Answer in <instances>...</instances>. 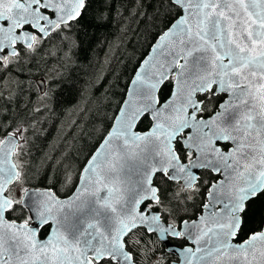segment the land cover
<instances>
[{
    "label": "snow or ice",
    "instance_id": "snow-or-ice-1",
    "mask_svg": "<svg viewBox=\"0 0 264 264\" xmlns=\"http://www.w3.org/2000/svg\"><path fill=\"white\" fill-rule=\"evenodd\" d=\"M158 4L159 42L71 196L26 186V130L0 137V264H264V0ZM89 7L0 0V84Z\"/></svg>",
    "mask_w": 264,
    "mask_h": 264
},
{
    "label": "trees",
    "instance_id": "trees-1",
    "mask_svg": "<svg viewBox=\"0 0 264 264\" xmlns=\"http://www.w3.org/2000/svg\"><path fill=\"white\" fill-rule=\"evenodd\" d=\"M163 18L158 0H90L66 38L56 35L34 54L31 76H5L0 137L26 130L18 160L29 177L26 186L51 188L59 197L71 194L82 167L110 129L136 68L162 34ZM38 79L44 81L43 92L36 87ZM170 87H163L165 98ZM149 127L145 121L137 130ZM205 198L189 199L193 219ZM164 259L171 264L175 257L165 251Z\"/></svg>",
    "mask_w": 264,
    "mask_h": 264
},
{
    "label": "water",
    "instance_id": "water-1",
    "mask_svg": "<svg viewBox=\"0 0 264 264\" xmlns=\"http://www.w3.org/2000/svg\"><path fill=\"white\" fill-rule=\"evenodd\" d=\"M160 35H161V34H160ZM160 35H159L158 38L155 40V42L152 44V46L150 47L148 53H147L146 56L143 58V60L140 62V64L138 65V67L136 68V70H135V72H134V74H133V76H132V78H131V80H130V82H129V84H128V87H127V90H126V94H125V98H124V100L128 99V93H129L130 89L133 87V85H132V80L135 78L136 71H138V70L140 69V67L142 66L144 60L149 59V57H151V56L153 55V53H152V49H153V47H155V45L159 42V37H160ZM38 80H41V79H38ZM43 91H44V89H43ZM124 100H123V101H124ZM122 106H123V102H122L120 108H121ZM120 108L118 109V111H117V113H116V115H115V118H114V120H113V123H112L110 129L108 130V132L106 133V135L103 137V139L101 140V142L99 143V145L96 147V149L92 152V154L90 155V157H91L92 155H95V154L100 150V146H101V144H103L104 140L108 137V134H109V133L113 130V128L115 127V125H116V117L119 115ZM149 128H150V127H149ZM148 130H149V129H147L146 131H148ZM137 131H138V132H141V133L146 132V131H139V130H137ZM90 157H89V158H90ZM89 158H88V159H89ZM14 162H15V161H14ZM86 164H87V161L85 162L84 166H86ZM84 166H83V167H84ZM83 167H82V168H83ZM82 175H83V173H82V169H81L80 174H79L78 181H77V183H76V185H75L73 191H72L71 194H69L68 196H71V195L75 192L76 187H79V186H80V177H81ZM36 189H41V190H43V189H47V188H46V187H45V188H40V187H39V188H36ZM68 196L60 197V198H61V199H66ZM200 214H201V213H200ZM200 214H199L196 218H194V219H198V217L200 216Z\"/></svg>",
    "mask_w": 264,
    "mask_h": 264
},
{
    "label": "rangeland",
    "instance_id": "rangeland-1",
    "mask_svg": "<svg viewBox=\"0 0 264 264\" xmlns=\"http://www.w3.org/2000/svg\"><path fill=\"white\" fill-rule=\"evenodd\" d=\"M72 140H73V138L70 139V143H69V145H71ZM23 148H24V147H23ZM68 149H69V148H68ZM68 149H67V150H68ZM86 155H87V154H86ZM86 155H85V156H86ZM85 156H84V157H85ZM82 160H83V159H82ZM17 162L20 164L19 161H17ZM80 163H81V162H80ZM80 163H79V164H80ZM78 167H79V165H78ZM77 169H78V168H77ZM76 172H77V170H76ZM74 174H75V169H74V168H71L70 171H69V178H70V181H72V178H73Z\"/></svg>",
    "mask_w": 264,
    "mask_h": 264
}]
</instances>
